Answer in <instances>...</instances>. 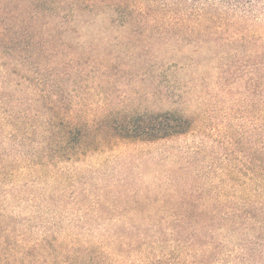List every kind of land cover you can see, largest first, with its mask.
<instances>
[{
  "label": "trees",
  "instance_id": "16d2710c",
  "mask_svg": "<svg viewBox=\"0 0 264 264\" xmlns=\"http://www.w3.org/2000/svg\"><path fill=\"white\" fill-rule=\"evenodd\" d=\"M262 14L261 0H0V61L9 60L1 67L7 72L14 67L18 90L35 92L34 98L16 99L14 111L0 121V264L9 253L11 264H211L204 258L217 251L214 234L224 225L264 238V27L257 23ZM96 20L108 21L115 33L126 29L133 38L122 43L127 51L152 45L153 56L166 48L175 57L184 46L196 53L212 47L226 83L250 95L255 116L260 110L261 144L253 142L246 159L239 157L227 170L228 185L207 198L214 208L194 207L202 205L197 199H148L149 208L100 209L99 199L68 195L66 178L60 185L61 175L68 174L62 165H83L99 147L105 152L123 143L170 140L191 127L178 112L167 111L112 120L107 140L88 143V130L72 124V107L55 99L59 88L51 85L39 95L47 73L49 84L56 79L52 69H41L42 58L52 53L56 67L59 51H71V38ZM10 199L26 205L20 236L16 221L2 211ZM115 203L125 204L116 199L110 206ZM67 210L83 216L68 218ZM88 216L123 226L92 229L82 223ZM186 225L207 232L178 231Z\"/></svg>",
  "mask_w": 264,
  "mask_h": 264
},
{
  "label": "rangeland",
  "instance_id": "374dc122",
  "mask_svg": "<svg viewBox=\"0 0 264 264\" xmlns=\"http://www.w3.org/2000/svg\"><path fill=\"white\" fill-rule=\"evenodd\" d=\"M107 23L96 20L88 30L73 36L71 51L56 55V67L51 65L52 53L42 58L41 69H52L56 79L49 84L47 73L39 95L52 89L51 85L59 88L55 99H65L72 107V124L76 129L88 130V143L95 137L107 140L112 120H134L167 111H176L188 119L190 131L155 143L119 144L112 151L103 152L107 148L99 147V152L84 158L83 165H62L68 174L61 175L60 185L66 183V178L68 195L75 193L88 202L99 199L100 209L147 208L148 199H197L203 201L202 205L194 207L214 208L207 198H216L228 185L227 170L236 165L239 157L246 159L253 142L261 144L260 110L255 116L250 95L245 91L240 95L238 88L226 83L225 76L216 69L218 60L212 47L196 53L192 45L184 46V52L175 57L166 48L153 56V48L157 47L152 45L127 51L121 49L122 43L133 38H128L126 29L115 33L116 27L111 30ZM257 23L264 27V14ZM3 62L8 65L9 60L0 61V121L14 111L16 99L34 98L35 93L32 89L18 90L15 84L20 82L19 75L12 66L8 67L11 71H5ZM254 130L258 133L256 141ZM116 199L125 204L110 206ZM106 200L109 204H102ZM82 207L91 205L83 203ZM2 211L8 220L11 216L16 221L20 236L26 205L10 199ZM67 212L68 218L83 216ZM86 219L82 223L92 229L123 226L122 221L104 222L91 216ZM187 230L198 236L207 232L197 225L178 229ZM214 237L217 251H210L204 258L211 264H264V238L257 231H238L224 225ZM9 257L10 253L4 257V264H11Z\"/></svg>",
  "mask_w": 264,
  "mask_h": 264
}]
</instances>
